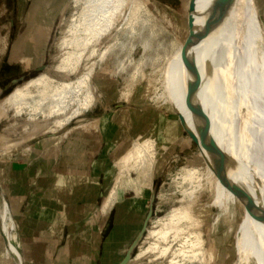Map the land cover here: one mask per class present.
<instances>
[{
    "label": "bare ground",
    "instance_id": "1",
    "mask_svg": "<svg viewBox=\"0 0 264 264\" xmlns=\"http://www.w3.org/2000/svg\"><path fill=\"white\" fill-rule=\"evenodd\" d=\"M72 3L73 14L58 44L61 54L52 71L71 77L58 79L49 71L41 72L16 86L0 104L2 109L12 108L15 114H25L27 119L52 118L51 131L93 105L96 96L91 80L96 65L111 56L119 57L126 40L139 39L142 48H148L149 42L141 40V33L145 27L152 30L154 19L142 0H72ZM208 13L212 30L191 50L202 77L199 88L202 95L197 92L194 120L247 170L243 174L231 166L241 184L239 203L244 207L240 246L232 264H264V22L255 0H201L190 17L200 27ZM127 58L126 55L117 59L114 74L132 63L135 72H139L146 57L137 62ZM175 79L179 97L169 102L194 128L185 104L189 79L187 49ZM150 135L153 133L136 140L124 155V167L105 199L104 210L116 201L118 183L126 173L124 188L140 194L151 187L162 148L157 136ZM222 165L201 146L198 157L179 168L173 177V190L180 193L178 205L161 216L157 230H147L155 242L141 249L138 256L156 250L157 256L171 253L167 264L208 262L204 238L195 229L201 221L193 217L191 205L197 202L200 193L218 189ZM0 228L3 235L0 264H24L17 228L1 188ZM175 242L178 245L171 251Z\"/></svg>",
    "mask_w": 264,
    "mask_h": 264
},
{
    "label": "rangeland",
    "instance_id": "2",
    "mask_svg": "<svg viewBox=\"0 0 264 264\" xmlns=\"http://www.w3.org/2000/svg\"><path fill=\"white\" fill-rule=\"evenodd\" d=\"M61 1L51 0L50 2L54 7H57ZM255 1L264 22V0ZM12 2L13 0H0V65L8 52L9 25L13 19V16L9 14L8 7ZM200 2L201 0H142L151 16H154L151 21L152 30L145 27L141 33V40H148L149 46L144 50L138 43L139 39L126 40V46L119 54L120 58L127 55L135 62L146 57L141 63L139 72H135V63H132L126 66V70L114 74L118 56H111L105 62L96 65L91 80L96 96L93 105L62 127L51 131L49 127L53 124L51 123L53 122L52 118L31 120L27 119L25 114H15L12 108L2 109L0 106L1 165L7 154L20 151L23 148L25 151H30L41 141H37L41 136L49 133L61 134L48 139L47 142L53 143V146L58 139L59 146H62V143H67L63 147L75 149L73 153L71 152L72 157L83 153V150H78L80 144L76 143L79 138L82 139L81 141H85L86 137L95 136L97 140L96 153L100 152L101 148L104 149L105 146H111L107 154L111 160V170L109 173L102 172L100 175L90 176L89 178L97 180V184L101 188L93 192V197H90L89 192L82 199L88 200L90 203L93 202L86 209L85 215L88 218L95 217L97 225L100 223L99 219L102 223L113 207H115V221L121 215L127 216L126 223H120L117 227L120 230H118V237L127 234L128 237H123L121 240L118 238V245H121L122 248L113 249L115 252L111 256H103L97 264H117L120 261L126 246L130 244L143 226L149 211H151V215L147 219L146 229L141 240L133 249L132 258L127 264H167L171 258L170 252L163 256H157L156 250L148 251L142 256H138V253L141 249H147V246L151 245L150 243L155 242L149 231L157 230L160 226L161 216H165L178 205L177 199L180 197V193L173 190V177L180 167L189 164L198 157L201 148L185 130L178 112L172 108V102H169L173 97H179L175 77L181 70L186 49L183 46L191 29V8H194L196 12ZM73 10V3L70 0L61 15L56 17L47 61L43 65L45 67L24 75L17 83L0 93V104L16 86L41 72L49 71L58 79L71 77L52 71L53 65L57 63L61 54L58 44L64 36ZM118 50L119 48L116 49V51ZM4 64L6 65V63ZM16 70H12L11 73ZM1 79L2 73H0V81ZM66 130V134L62 135ZM150 133H153L152 136H157L162 148L154 166L151 187L144 188L140 194L131 188H124L123 179L128 176L126 173L118 183L116 201L110 208L104 210V201L115 187L119 172L124 167L122 160L124 155L133 148L136 140L149 136ZM71 141L74 143L69 145L68 143ZM105 163H108L107 159ZM222 163V180L218 189L213 193L205 191L200 193L197 202L191 205L193 217H197L201 221L195 226V229L204 238V248L208 256L206 264H232L239 250L242 226H244L241 215L244 207L241 201L239 203L241 184L236 181L234 168L228 163ZM133 176H135L134 173ZM2 192L6 198L3 190ZM65 197L66 194H64ZM68 197V199H79L78 197ZM13 220L15 221L14 217ZM15 225L17 226L16 221ZM113 238L114 234L111 239ZM18 239L22 252L23 248L28 250L25 242L20 239L19 233ZM177 245L178 242L173 243L170 250L175 249ZM2 246L3 235L0 228V249ZM23 256L24 264L27 262L40 263L41 258L44 259L43 264H58L55 256ZM79 264H93V261L91 259Z\"/></svg>",
    "mask_w": 264,
    "mask_h": 264
},
{
    "label": "crops",
    "instance_id": "3",
    "mask_svg": "<svg viewBox=\"0 0 264 264\" xmlns=\"http://www.w3.org/2000/svg\"><path fill=\"white\" fill-rule=\"evenodd\" d=\"M50 1L13 0L9 5V14L13 19L9 25L8 52L3 62L8 67L15 66L19 69L9 83L15 78L39 70L46 63L56 17L70 3V0H62L54 7ZM6 85L8 84L0 85V93ZM66 132L67 130L62 135ZM59 135L61 134H46L37 140L41 141L30 151L23 148L7 154L3 158L4 163L0 164V186L17 223L20 239L28 248H23V255L55 256L58 264H79L91 259L93 264H97L103 256H111L115 252L113 249L122 248L118 245L119 239L128 237V234L118 237L117 227L120 223H126L127 216L121 215L115 221L113 207L102 223L99 219L100 223L97 225L95 217L88 218L85 215L86 209L93 202L82 199L89 192L90 197H93V192L101 188L97 180L89 177L102 172L109 173L111 170V160L107 157L111 146H105L96 153L95 136H88L85 141L79 138L76 143L80 144L78 150H83V153L72 157L75 149L63 147L67 143L59 146L58 139L53 146V143L47 142ZM73 143L71 141L68 144ZM68 196L79 199H68ZM41 260L42 263L32 264H43L44 259Z\"/></svg>",
    "mask_w": 264,
    "mask_h": 264
},
{
    "label": "water",
    "instance_id": "4",
    "mask_svg": "<svg viewBox=\"0 0 264 264\" xmlns=\"http://www.w3.org/2000/svg\"><path fill=\"white\" fill-rule=\"evenodd\" d=\"M191 9L192 11L194 10V8H191ZM190 22H191L190 33L187 36L186 41L183 46L188 51V60H189V79L187 80V91L185 95V104L191 114V120L194 125V128H192L189 125L187 118L185 117L183 113L178 112L179 118L185 130L191 135V137L200 146L203 147V149L211 156L212 159L217 160L219 162L228 163L229 165L238 168V170L241 173L247 174V170L242 165H240L238 160L235 157H233L231 154H229L219 144L212 141L211 137L204 132V130L199 125V123L194 120V110H195V104L197 101V92L201 86L202 77H201L200 69L197 65L196 57L191 52V50L196 44H198L202 39L206 38L210 34L212 30L210 13H208L207 18L205 19L203 25L200 27H198L195 24V18L193 21L190 18ZM43 67L45 66H41L40 69ZM23 77L24 76L13 79L10 82V85L11 86L14 85ZM150 215H151V211L148 212L146 216V220L144 221L141 230L139 231L135 239L131 242V244L126 250L124 257L121 259V261L118 264H127L128 261L132 258L133 249L137 246L139 240H141L143 233L146 229L147 219L149 218Z\"/></svg>",
    "mask_w": 264,
    "mask_h": 264
},
{
    "label": "flooded vegetation",
    "instance_id": "5",
    "mask_svg": "<svg viewBox=\"0 0 264 264\" xmlns=\"http://www.w3.org/2000/svg\"><path fill=\"white\" fill-rule=\"evenodd\" d=\"M17 69L15 66H6L4 64V62L2 61L1 65H0V73H2V81H0V85L1 84H8L4 87V91L7 90L11 85L9 83V81L15 77L16 71L14 73H11L12 70ZM35 71V70H34ZM3 91V92H4Z\"/></svg>",
    "mask_w": 264,
    "mask_h": 264
}]
</instances>
